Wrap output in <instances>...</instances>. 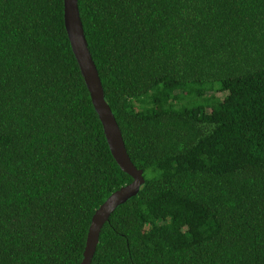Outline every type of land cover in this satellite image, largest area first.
Instances as JSON below:
<instances>
[{"label": "trees", "instance_id": "trees-1", "mask_svg": "<svg viewBox=\"0 0 264 264\" xmlns=\"http://www.w3.org/2000/svg\"><path fill=\"white\" fill-rule=\"evenodd\" d=\"M78 9L144 178L90 264H264V0ZM131 180L92 106L63 0H0V264H80L92 214Z\"/></svg>", "mask_w": 264, "mask_h": 264}, {"label": "water", "instance_id": "water-1", "mask_svg": "<svg viewBox=\"0 0 264 264\" xmlns=\"http://www.w3.org/2000/svg\"><path fill=\"white\" fill-rule=\"evenodd\" d=\"M63 24L92 106L101 123L110 153L120 169L132 178L131 182L112 192L91 216L80 262V264H90L103 224L117 206L138 193L144 178L142 170L137 169L130 160L119 126L105 101L101 80L85 39L79 16L78 0H63Z\"/></svg>", "mask_w": 264, "mask_h": 264}, {"label": "rangeland", "instance_id": "rangeland-1", "mask_svg": "<svg viewBox=\"0 0 264 264\" xmlns=\"http://www.w3.org/2000/svg\"><path fill=\"white\" fill-rule=\"evenodd\" d=\"M216 96H218L219 98L223 99L225 96V92H217Z\"/></svg>", "mask_w": 264, "mask_h": 264}]
</instances>
